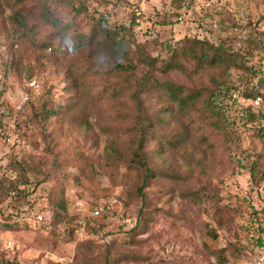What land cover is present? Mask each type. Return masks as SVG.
<instances>
[{"label": "rangeland", "instance_id": "rangeland-1", "mask_svg": "<svg viewBox=\"0 0 264 264\" xmlns=\"http://www.w3.org/2000/svg\"><path fill=\"white\" fill-rule=\"evenodd\" d=\"M13 1L0 0V74H8L0 107V180L10 189L0 212L3 221H16L22 228L5 231L13 244H0V264H224L221 255L226 264H253L264 233L261 111L237 93L233 122L222 132L212 124L203 129L199 121L190 129L170 116L167 131H188L182 145L165 148L157 137L148 149L155 155L153 163L175 178L151 180L143 197L136 193L141 174L130 161L137 146L129 130L134 121L123 117L135 112L134 104L113 93L122 84L133 93L149 74L188 86L209 85L207 73L195 72L191 61H185L188 73L160 70L186 36L224 43L245 65L232 69L229 84L243 92L259 82L264 93V0H83L87 14L49 2L59 18L84 32L101 16L116 36L132 27L138 44L129 55L135 67L121 72L105 71L99 64L85 72L71 65L75 60L115 63L93 45L63 53L16 34ZM52 33L42 25L36 40L41 43ZM146 54L159 59L157 68L143 62ZM75 78L78 86L71 87ZM152 83L141 97L155 117L170 104L158 99ZM50 101L75 106L47 122L40 111ZM203 132L212 147L200 142ZM111 142L123 158H107ZM15 155L24 159L27 184L11 169ZM56 161L64 162L62 168ZM14 186L23 192H9ZM183 189L202 190L203 200L184 199ZM61 195L75 217L72 224L56 218Z\"/></svg>", "mask_w": 264, "mask_h": 264}, {"label": "trees", "instance_id": "trees-1", "mask_svg": "<svg viewBox=\"0 0 264 264\" xmlns=\"http://www.w3.org/2000/svg\"><path fill=\"white\" fill-rule=\"evenodd\" d=\"M60 3L75 8L78 14L89 13L83 0H14L13 7H15L13 13L14 27L16 34L31 39L34 44H38L43 49H49L56 47V50L69 53L79 50L84 45H93L96 49L103 52L107 57L115 59V63L108 66L104 61L103 64L97 62H87V66L81 61H73L71 65H76V68L80 66L87 72L93 66L99 64L105 71L121 72L123 70H132L135 64L130 60L129 51L133 44H138L134 39V33L132 27H123L124 33L116 36L105 28L104 17L101 16L97 20L94 18L93 24L90 26L89 31H81L79 25L74 22L64 21L59 18L49 8V2ZM32 2V3H30ZM42 25L53 29L52 35H50L45 41L38 43L37 36ZM133 40V42L131 41ZM224 43L217 44L209 39H202L197 36H186L179 40L177 46L172 50L168 60L163 62L160 70L164 73H170L179 71L181 73H188V66L185 61H191L194 65L195 72H206L209 77V85H202L200 87L188 86L186 84L166 79L159 80L152 76L147 75L137 85L133 93L127 91L128 84H122L115 91L114 96H126L134 104L135 112L133 114L124 113V118L132 119L134 122L129 128L130 131L136 136V148L131 150V164L141 174V184L138 186L136 193L140 196H145V187L153 179H173L175 175L168 168L162 167L153 163L152 156L155 157L151 149H148V145L152 143L153 139L159 137L160 142L165 148H179L182 142L185 140L184 134L188 131L184 129L181 133H172L166 130L167 123L173 115L177 119L186 122L187 125L200 122V126L206 129V124L215 125L218 131L225 130L226 125H230L231 115H233V100L234 94L237 93L244 97L245 101H249L251 105L259 109L264 116V93L261 92L259 82H256L250 88H246L243 92L238 90L236 85L229 84V75L234 68H244L245 65L235 59L228 53V49L224 46ZM63 50V51H62ZM159 61L157 57L144 56L143 62L150 67L157 68L156 64ZM86 62V61H85ZM7 71L0 74V107L2 105L1 98L6 93L7 83ZM153 79L151 88L155 91L158 99H163L169 102L170 106L160 107L155 117L150 116L147 113L146 106L143 103L141 93L145 86ZM71 87H77L76 78L72 81ZM130 86V85H129ZM73 87V88H74ZM260 98L259 105L255 104V100ZM48 104V102H46ZM50 101V104L44 105L43 110L40 111L42 118L50 122L53 116L60 114L62 111L71 110L72 106H75L74 102H67L65 105H54ZM233 104V105H232ZM69 106V108H68ZM173 106V107H171ZM200 142L208 147H212L213 143L210 141L209 136L203 132V136ZM158 151V149H156ZM121 152L116 145L111 142L106 149L107 158L113 160L115 158H121ZM152 155V156H151ZM123 158V154H122ZM24 159L18 155L13 156L11 169L18 174L20 178H24L22 183L27 184L29 182L27 169L23 165ZM57 167L62 168L64 162L56 161ZM34 171L32 168L31 172ZM10 190L4 185V182L0 180V204L5 201V191ZM17 191L20 195L23 191L17 186L11 188V191ZM202 190L183 189L181 190V196L184 199H189L193 202H200L203 200ZM58 211L56 218H60L62 221H66L70 224L75 220V217H70L67 201L64 195L60 196L58 203ZM0 222L2 223V230L5 233L7 230L20 229L22 226L16 221H3L0 212ZM28 228V227H27ZM264 230V227H263ZM264 232V231H263ZM214 237H218L216 232H212ZM258 248L264 245V233L257 240ZM8 247V246H6ZM260 248L255 251L254 261L259 254ZM220 252H224L221 249ZM220 259L226 264L227 259L225 256H220ZM6 264H16L15 262L7 261ZM107 264H117L116 262L109 261Z\"/></svg>", "mask_w": 264, "mask_h": 264}, {"label": "built area", "instance_id": "built-area-1", "mask_svg": "<svg viewBox=\"0 0 264 264\" xmlns=\"http://www.w3.org/2000/svg\"><path fill=\"white\" fill-rule=\"evenodd\" d=\"M30 85L32 87L37 86L35 82H31ZM234 96H236V94H234ZM260 101H261V99L257 98L255 100V104L259 105ZM94 214H99V210H95ZM40 220H43L42 216H40ZM0 244H3V245L8 246V247L13 244L12 240H9L5 237V233L2 230V223L1 222H0ZM253 264H264V245H262L260 247L259 254L257 255Z\"/></svg>", "mask_w": 264, "mask_h": 264}]
</instances>
